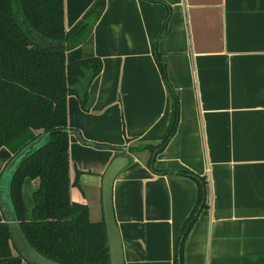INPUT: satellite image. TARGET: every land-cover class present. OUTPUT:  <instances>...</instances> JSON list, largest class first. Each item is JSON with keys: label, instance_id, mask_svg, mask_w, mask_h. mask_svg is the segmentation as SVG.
<instances>
[{"label": "crops", "instance_id": "1", "mask_svg": "<svg viewBox=\"0 0 264 264\" xmlns=\"http://www.w3.org/2000/svg\"><path fill=\"white\" fill-rule=\"evenodd\" d=\"M64 1L70 30L96 0ZM91 48L103 67L86 106L68 97L72 179L80 172L71 199L104 220V174L127 156L113 186L124 264H176L198 198L189 171L206 178L207 205L183 264H264V0H105ZM89 49H69L66 59ZM176 100V130L159 149ZM13 156L0 149V181ZM36 185L26 181L27 199ZM10 246L19 254L12 237Z\"/></svg>", "mask_w": 264, "mask_h": 264}, {"label": "trees", "instance_id": "2", "mask_svg": "<svg viewBox=\"0 0 264 264\" xmlns=\"http://www.w3.org/2000/svg\"><path fill=\"white\" fill-rule=\"evenodd\" d=\"M104 7L105 0H96L77 25L66 30L64 0H0V149L6 147L15 156L44 135V144L16 170L10 198L32 246L62 264H110L104 220H91L89 206L71 199L80 172L72 179L73 129L68 126L69 95L79 96L85 107L89 87L103 67L91 45ZM81 44L90 45L85 57L68 62L66 51ZM176 101L175 122L159 149L176 130ZM182 173L193 177L199 190L181 233L176 264H183L185 239L207 205L206 178ZM27 180L37 181L30 200L24 193ZM10 240L9 225L0 224V264H22L23 257L12 253Z\"/></svg>", "mask_w": 264, "mask_h": 264}, {"label": "water", "instance_id": "3", "mask_svg": "<svg viewBox=\"0 0 264 264\" xmlns=\"http://www.w3.org/2000/svg\"><path fill=\"white\" fill-rule=\"evenodd\" d=\"M44 144V135L35 139L24 147L18 154L12 157L6 166L0 181V204L3 207L5 217L8 221L12 241L17 251L29 264H62L45 257L39 253L29 242L23 232L20 222L10 198V186L12 178L18 167L39 147ZM129 158L121 155L113 159L109 164L102 184L103 213L108 245L110 252V264H124L123 244L121 233L115 217L113 203V186L118 173L128 164Z\"/></svg>", "mask_w": 264, "mask_h": 264}]
</instances>
